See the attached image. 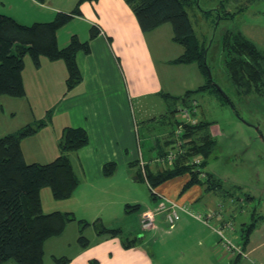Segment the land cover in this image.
Here are the masks:
<instances>
[{
    "label": "crops",
    "instance_id": "0c3cea01",
    "mask_svg": "<svg viewBox=\"0 0 264 264\" xmlns=\"http://www.w3.org/2000/svg\"><path fill=\"white\" fill-rule=\"evenodd\" d=\"M79 2L0 0V13L31 25L52 21L60 12L70 13ZM80 10L81 14L73 16L66 25L71 22L83 23L86 34L82 40L90 41V53L79 51L76 55L82 81L69 89L67 66L63 60L42 56L40 65L36 66L31 57L26 56L23 71L25 95L0 96V136L43 119L51 110L50 122L21 142L27 162L47 163L62 154L65 127L85 128L89 134V143L77 151L69 152L79 184L70 197L60 199V203L49 212L69 211L79 219L90 221L100 217L103 210L110 213L120 203L113 196L116 177L140 180L141 139L133 118L134 101L141 107L145 100L153 96L167 98L166 95H183L187 90L205 84L206 77L195 63L172 62L183 53L185 47L173 39L171 24L165 23L143 32L131 6L125 0L83 1ZM91 27L98 31L95 37H91ZM53 91L59 92L52 96L55 94ZM191 98L198 101L196 95ZM181 104L179 102L178 106ZM173 118H177L176 112ZM210 132L214 136L213 125ZM164 146V152L171 146L169 137L164 141ZM142 157L150 171L165 169L157 162L158 157L146 160L143 153ZM110 161H115L117 165L115 172L107 176L103 167ZM120 170L127 173H121ZM213 177L211 179L215 182ZM190 178L191 175L184 182L181 193L196 183L186 187ZM222 189L223 184L216 188L209 185V182L202 183L201 188L197 187L199 194L190 196L187 193L181 198V201H187L182 205L191 208L199 205L204 210L199 200L211 192L218 194ZM152 198L156 204L160 200L167 201L168 205L173 202L159 197L156 192ZM136 204L142 208L141 203L133 205ZM141 208L140 218L147 210ZM159 215L163 216V221L157 225ZM166 215L165 210L155 214L153 230L157 237L155 239L162 240L159 252L168 264H264V228L255 233L256 222H253L255 226L246 244L243 227L247 225L243 224L239 237L233 236L241 240L237 246L242 249V254L227 249L215 228L217 235L203 221H196V225L190 227L195 221L187 216L190 214L181 212V218L174 227L170 226ZM226 236L231 240L227 233Z\"/></svg>",
    "mask_w": 264,
    "mask_h": 264
},
{
    "label": "trees",
    "instance_id": "16d2710c",
    "mask_svg": "<svg viewBox=\"0 0 264 264\" xmlns=\"http://www.w3.org/2000/svg\"><path fill=\"white\" fill-rule=\"evenodd\" d=\"M83 1L96 0H80L79 5L72 12H60L52 21L36 22L31 25L20 23L12 16L0 13V96L23 97L25 95L23 71L26 55L31 57L36 66L40 65L42 56L51 60H63L67 66L69 89L82 81L76 55L79 51L90 53V41L82 40L74 34L69 42L61 47L58 44L57 32L69 23L73 16L81 14L80 4ZM125 1L131 6L143 32L151 31L165 23L171 24L173 39L185 47L183 53L172 62L175 64L195 63L206 77L205 84L196 89L187 90L183 95H166L168 99H171L174 104L179 101L188 106L189 100L192 104L197 102L190 99L191 96L209 90L216 91L222 95H220L221 98L228 101L212 76V68L208 62L209 45L199 38L189 17L188 7L197 4L198 0ZM237 1L239 0H220L218 8L202 10L208 14L214 12L217 14L214 19V26H217L221 19L235 16L239 10H242L240 8L232 12L226 8L230 2L234 4ZM245 1L249 2V0ZM90 31L91 37L98 34L94 27H91ZM222 51L224 56L222 65L238 91L245 96L264 95V51L257 43L243 31L228 30L223 36ZM177 110L176 108L175 112ZM162 117L160 121L167 118L166 115ZM50 120L51 110L43 119L0 136V264L10 259H14L18 264H43L44 244L49 238L63 233L66 226L75 220L82 224V230L90 224L85 219L77 218L73 212L56 210L47 213L43 211L41 200L43 187L50 186L56 199L70 197L77 188L79 178L69 152L77 151L89 143V134L85 128L68 126L63 131L61 155L47 163L27 162L21 146L22 140L34 135ZM167 124L170 129L169 138H171L179 122L177 118L175 121L171 118ZM213 124V121L200 119L195 124H185L182 136L192 138L191 147L181 153L172 165L158 172L150 171L145 163L144 167L141 166L138 178L147 180L150 188H153L166 180L189 173L191 178L185 185L186 187L200 181L203 184L209 182L212 187H221V181L214 182L210 173L207 174L205 180L202 181L200 178L202 166L207 164V158L216 144L210 132ZM160 145V140H156L159 154L163 156L165 152ZM196 153L204 155V160L197 166L190 163L192 156ZM116 165L115 161L105 163L104 174L112 175L116 170ZM152 195L155 196V192L152 191ZM127 208L131 210L141 207L139 204H127ZM95 223L100 234L115 235L121 232L120 228L105 226L99 219ZM254 226L255 223H252L243 227L244 244L248 242ZM79 240L84 244L88 241L83 235L79 237ZM133 242L128 241L127 245L130 246ZM67 261L68 259L64 258L61 264Z\"/></svg>",
    "mask_w": 264,
    "mask_h": 264
},
{
    "label": "rangeland",
    "instance_id": "374dc122",
    "mask_svg": "<svg viewBox=\"0 0 264 264\" xmlns=\"http://www.w3.org/2000/svg\"><path fill=\"white\" fill-rule=\"evenodd\" d=\"M219 4L220 0H198L197 4L188 7L189 17L197 35L209 45L208 62L212 68V76L226 94L224 97L231 100V103L226 101L216 91L205 90L196 93V108L199 109L197 115L201 120L214 122L216 141L211 155L207 158V164L202 166L201 173L205 174L204 179L207 178V173L212 174L215 180L221 181L224 190L218 194L208 193L199 200L205 211L201 210L199 205L195 207L197 209H193L204 213L205 218L210 216L207 226L212 230L225 225V232L237 246L241 240L233 236H240L243 224L256 222L255 233L264 228V95L245 96L238 91L222 65V41L228 30H240L264 51V0H239L234 4L230 2L226 5L228 10H242L235 16L221 19L219 24L214 26L217 14H208L203 10L218 8ZM82 24L71 22L59 29V45L65 46L74 34H79L81 39L85 38L86 28ZM194 80L196 82V79ZM53 92L55 94L52 96H55L59 91ZM134 102L133 118L141 139L140 160L143 158L142 153L145 154L146 160L153 157L155 160L159 155L156 140L159 139L160 146L165 148L164 141L170 136L167 121L171 118L175 121L173 117L179 102L176 105L164 96L150 97L141 107ZM188 103L192 106L191 100ZM164 115L167 118L164 119ZM163 123L168 129L163 127ZM199 154L203 155H195ZM120 171L127 173L125 170ZM201 173L200 178L203 179ZM189 175L181 174L153 188H150L144 179L134 181L116 177L113 196H116L114 200H120L118 206L112 208L110 213L103 210L100 217L90 220L84 230L81 228L82 224L75 220L66 226L63 233L49 238L44 244L43 264H61L64 258L68 259L64 264H168L159 252L163 243L162 240L155 239L157 237L154 228L143 229L139 209L130 210L127 204L141 203V210L154 209L161 202L160 200L156 204L152 198L151 192L154 191L159 197L182 205L187 201H181V198L187 193L190 196L199 194L197 187L201 188L202 185L201 181L196 182L181 193ZM41 200L43 211L47 213L61 201L53 196L50 186L41 189ZM187 216L195 220L190 227L200 221L191 215ZM97 219L110 228H120L121 232L115 235L100 234L95 223ZM161 221L163 216H157L156 224ZM81 235L87 238V244L79 240ZM128 241L134 242L128 246ZM3 264L18 263L10 259Z\"/></svg>",
    "mask_w": 264,
    "mask_h": 264
},
{
    "label": "built area",
    "instance_id": "2783aa9c",
    "mask_svg": "<svg viewBox=\"0 0 264 264\" xmlns=\"http://www.w3.org/2000/svg\"><path fill=\"white\" fill-rule=\"evenodd\" d=\"M197 103L193 102L192 106H187L184 104H181L178 107V110L176 112L177 120L179 122L177 128L173 132L170 141L171 146L169 149L165 151V154L163 156H159L157 158V162L163 165L164 168H166L169 165H172L175 161V159L181 154L187 151L191 145L190 142L192 140L191 137H184L183 135V126L185 124H195L199 121V118L197 117L198 108H196ZM203 161V155H193L192 159L190 160L191 164H194L195 166L200 165V163ZM145 162L141 160V165L144 167ZM201 173V171H200ZM202 178L205 177V174L201 173ZM204 179V178H203ZM165 210L167 211V220L170 223L171 227H174L177 221L181 218V212H186L190 214L191 216L203 221L204 223L208 224V218H210L209 215L205 218L203 216L204 213L197 212L193 208H191L189 205H178L174 202H170V205L167 204V201H162L159 206L155 209H147L141 214V225L142 228L152 229L155 227V214L160 211ZM225 225L218 226L215 228L216 232L221 236L223 245L227 249L236 250L238 253H242V249H240L238 246H235L232 241L226 236L225 232ZM234 251V252H236Z\"/></svg>",
    "mask_w": 264,
    "mask_h": 264
},
{
    "label": "water",
    "instance_id": "95a60500",
    "mask_svg": "<svg viewBox=\"0 0 264 264\" xmlns=\"http://www.w3.org/2000/svg\"><path fill=\"white\" fill-rule=\"evenodd\" d=\"M221 89V88H220ZM222 90V89H221ZM224 96H226V94L223 92ZM228 101L231 103V100L227 97Z\"/></svg>",
    "mask_w": 264,
    "mask_h": 264
}]
</instances>
